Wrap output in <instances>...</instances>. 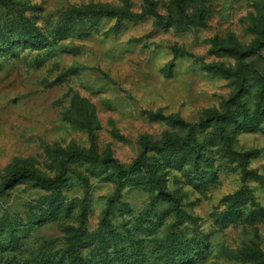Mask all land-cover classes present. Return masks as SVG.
Listing matches in <instances>:
<instances>
[{"label":"rangeland","instance_id":"374dc122","mask_svg":"<svg viewBox=\"0 0 264 264\" xmlns=\"http://www.w3.org/2000/svg\"><path fill=\"white\" fill-rule=\"evenodd\" d=\"M14 175L0 264H264V0L0 1Z\"/></svg>","mask_w":264,"mask_h":264},{"label":"trees","instance_id":"16d2710c","mask_svg":"<svg viewBox=\"0 0 264 264\" xmlns=\"http://www.w3.org/2000/svg\"><path fill=\"white\" fill-rule=\"evenodd\" d=\"M0 1H7V0H0ZM175 1H176L179 8H181L184 4V0H175ZM35 179H36V182L39 184H43V185H47V186H51V187H55V188L60 186V183L56 179L46 178V177H43L41 175H36ZM16 180H17L16 175L12 176L8 180H5L0 185V195L3 194L6 187L12 185ZM161 191H162V189H161ZM162 192H164V191H162ZM257 255L260 256L264 262V252L258 251Z\"/></svg>","mask_w":264,"mask_h":264}]
</instances>
